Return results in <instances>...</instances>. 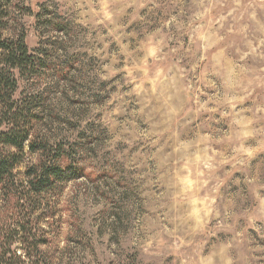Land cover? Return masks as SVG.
<instances>
[{
	"label": "rangeland",
	"instance_id": "374dc122",
	"mask_svg": "<svg viewBox=\"0 0 264 264\" xmlns=\"http://www.w3.org/2000/svg\"><path fill=\"white\" fill-rule=\"evenodd\" d=\"M0 12L41 59L10 70L11 110L79 172L33 193L40 154L0 144L21 159L0 183L2 264H264V0Z\"/></svg>",
	"mask_w": 264,
	"mask_h": 264
},
{
	"label": "trees",
	"instance_id": "16d2710c",
	"mask_svg": "<svg viewBox=\"0 0 264 264\" xmlns=\"http://www.w3.org/2000/svg\"><path fill=\"white\" fill-rule=\"evenodd\" d=\"M4 1L7 0H0V8ZM2 17L3 15L0 12V99L4 100L2 103L5 107V112L10 116L8 118L10 119V126L6 131H0V144L14 147L19 152H23V148L26 145L30 152L40 154L39 160L27 166L25 170V184H27V187L33 193L40 192L42 189L48 190L60 179H70V176H64L66 172L74 175L79 172L77 168L73 167L68 168L66 172L64 169L62 170L59 164L60 159L64 157L62 156V150L59 147L51 148L46 142L37 144L36 141L34 142L33 139H30L29 127L24 123L28 117L22 115L21 110L18 111V108L17 111L11 110V105L6 97L14 89L15 79L10 70L16 68L21 70L23 67L28 68L29 65L31 67L35 64L39 66L41 59L29 53L22 37L15 39L3 38L2 30L5 22ZM5 65L9 66V68H5ZM4 70H7L9 75ZM20 162L21 159L17 157V154L3 155L0 151V183L7 177L6 174ZM0 264L2 263L0 262Z\"/></svg>",
	"mask_w": 264,
	"mask_h": 264
}]
</instances>
